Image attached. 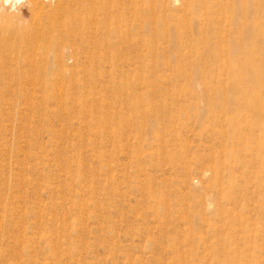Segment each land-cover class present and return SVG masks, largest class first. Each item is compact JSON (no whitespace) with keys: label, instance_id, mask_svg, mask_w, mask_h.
Returning a JSON list of instances; mask_svg holds the SVG:
<instances>
[{"label":"rangeland","instance_id":"obj_1","mask_svg":"<svg viewBox=\"0 0 264 264\" xmlns=\"http://www.w3.org/2000/svg\"><path fill=\"white\" fill-rule=\"evenodd\" d=\"M211 8L81 0L53 37L0 24V264H264V53L239 64ZM241 37L258 53L264 29Z\"/></svg>","mask_w":264,"mask_h":264},{"label":"bare ground","instance_id":"obj_2","mask_svg":"<svg viewBox=\"0 0 264 264\" xmlns=\"http://www.w3.org/2000/svg\"><path fill=\"white\" fill-rule=\"evenodd\" d=\"M19 1L26 3V10L31 15H35V17L33 16L34 18L27 19L24 17L21 12L22 8L20 9L17 6ZM71 2L81 3V0H0V24L4 25L3 30L7 35L14 37L28 34H42L53 37L51 35L62 33H59L57 29L62 23L63 12ZM139 2L141 0H135L136 5ZM188 5L189 7L193 6L191 3ZM213 5L216 6V11L211 8L209 16L217 14L219 16L217 20L222 19L226 23L230 34L234 36L240 34L239 46L242 54L246 55L247 59L239 60V64L245 67L260 64L262 60L259 57V53L261 51L264 53V39L262 40L261 38L262 41L259 43L255 42V47L259 52L248 55V51L245 49V41H243L241 36L245 32H254L255 37H259L260 31L264 29V0H213ZM219 10H224V13H219ZM252 18H254L255 23L250 28L247 22ZM65 29L63 30V35H69V31Z\"/></svg>","mask_w":264,"mask_h":264}]
</instances>
